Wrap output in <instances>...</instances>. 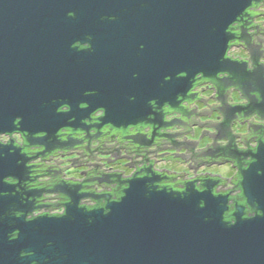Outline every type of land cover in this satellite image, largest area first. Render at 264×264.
<instances>
[{"label":"water","instance_id":"1","mask_svg":"<svg viewBox=\"0 0 264 264\" xmlns=\"http://www.w3.org/2000/svg\"><path fill=\"white\" fill-rule=\"evenodd\" d=\"M251 1L0 0V134H52L96 109L107 124L131 125L150 102L174 107L196 75L243 74L225 59L227 30ZM101 17L115 20L92 27ZM84 36L91 52L72 48ZM252 159L239 186L254 215L235 205L232 222L229 196L212 186L175 192L150 175L102 209L25 223L3 218L15 160L0 157V264H264L263 145Z\"/></svg>","mask_w":264,"mask_h":264},{"label":"flooded vegetation","instance_id":"2","mask_svg":"<svg viewBox=\"0 0 264 264\" xmlns=\"http://www.w3.org/2000/svg\"><path fill=\"white\" fill-rule=\"evenodd\" d=\"M105 20L115 19L101 17L91 25ZM227 33L225 59L244 73L196 75L174 107L150 102L148 116L126 126L105 123L104 111L96 109L52 134H0V157L15 160L12 176L2 180L10 202L3 218L29 223L63 218L71 207L99 210L118 201L130 180L150 175L171 178L181 190L193 183L202 191L213 181V193L229 196L232 205L241 192L238 175L253 160L250 151L264 146V0H252ZM82 40L72 48L91 52V38ZM68 111L65 105L57 109ZM216 165L232 171L229 182L206 172Z\"/></svg>","mask_w":264,"mask_h":264},{"label":"trees","instance_id":"3","mask_svg":"<svg viewBox=\"0 0 264 264\" xmlns=\"http://www.w3.org/2000/svg\"><path fill=\"white\" fill-rule=\"evenodd\" d=\"M248 151V150H247ZM247 151L245 152V153H247ZM249 152V151H248ZM241 153H243V152H241ZM250 153H251V155L253 154H255V151H250ZM243 155L244 154H242L241 156H240V160H242L241 162H243L244 161V157H243ZM252 162H253V160H252ZM251 162V163H252ZM250 163V164H251ZM250 164H247L248 166L250 165ZM244 171V170H243ZM238 177H239V175H238ZM160 179V184L162 185L160 188H166V189H168V190H172V191H175V192H182L183 190H184V188H183V190H181V189H178V185H179V183H173V182H171V178L170 179H166V178H159ZM158 183V184H159ZM158 184H156V186L158 185ZM159 184V185H160ZM208 185H210V186H212L213 185V181L212 182H209V183H207ZM239 184H240V177H239V183L237 184L238 185V188L240 189V186H239ZM206 185V184H205ZM185 187V186H184ZM203 189V188H202ZM235 200L233 201V204L232 205H229L228 207H229V212L228 213H226L225 214V221H227V222H232V219H231V215H232V212H233V208H234V206L235 205H242V206H244L245 207V211H244V213H245V217H248V216H253L254 215V209H251V208H249V207H247V205H246V203H245V201H244V198H243V196H242V193L240 192L238 195H236V198H234Z\"/></svg>","mask_w":264,"mask_h":264},{"label":"rangeland","instance_id":"4","mask_svg":"<svg viewBox=\"0 0 264 264\" xmlns=\"http://www.w3.org/2000/svg\"><path fill=\"white\" fill-rule=\"evenodd\" d=\"M238 129L241 130L239 127H238ZM168 168L171 169L172 171L175 170V169L170 168V167H168ZM206 172L211 174V175H218L222 178H227V179H229L232 176V171L228 167H226V165L225 166L224 165H222V166L216 165L212 168H208L206 170Z\"/></svg>","mask_w":264,"mask_h":264}]
</instances>
